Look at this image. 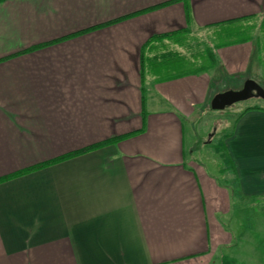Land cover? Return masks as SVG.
<instances>
[{
	"label": "crops",
	"instance_id": "1",
	"mask_svg": "<svg viewBox=\"0 0 264 264\" xmlns=\"http://www.w3.org/2000/svg\"><path fill=\"white\" fill-rule=\"evenodd\" d=\"M258 18L264 0H0V264H214L235 191L185 125L257 81ZM207 29L239 41L197 65L183 39ZM230 132L220 159L264 198V110Z\"/></svg>",
	"mask_w": 264,
	"mask_h": 264
},
{
	"label": "rangeland",
	"instance_id": "2",
	"mask_svg": "<svg viewBox=\"0 0 264 264\" xmlns=\"http://www.w3.org/2000/svg\"><path fill=\"white\" fill-rule=\"evenodd\" d=\"M246 27L251 41H254L253 44L255 43V45L264 49V25H262L261 19L249 21ZM229 28H226L225 31ZM207 30H199L183 39L180 51L182 56L187 60L190 58L192 60L195 59L197 65L206 62L202 55H204L207 46L211 49L215 44L228 39L226 36H219L218 33L213 32V29ZM259 57L260 66L256 67L257 70L254 73V77L264 89V54H260ZM177 60L176 58L175 61ZM166 64V70L162 69L166 75H170L171 72L177 73L180 69V67L172 68L169 63ZM252 105L264 107V100L253 96L226 106L222 110L208 109L199 122H195L193 126L185 125V131L187 130L185 132L186 145L192 148L191 152H193V155L202 161L206 159L205 157L213 158L214 166L218 172L223 173L222 176H219V179L221 178L224 182L228 180V184L235 191L233 216L229 225L232 234L231 245L218 254L214 264H260L259 259L255 263L251 259L252 255H254V248L264 238V198L240 195L238 193L239 184L234 166L231 162H225L219 157L224 148L225 138L230 136V130L237 119V115L244 108Z\"/></svg>",
	"mask_w": 264,
	"mask_h": 264
},
{
	"label": "water",
	"instance_id": "3",
	"mask_svg": "<svg viewBox=\"0 0 264 264\" xmlns=\"http://www.w3.org/2000/svg\"><path fill=\"white\" fill-rule=\"evenodd\" d=\"M253 96L264 100V89L254 79L247 78L239 89H227L214 94L210 101V108L212 110H222L226 106Z\"/></svg>",
	"mask_w": 264,
	"mask_h": 264
},
{
	"label": "trees",
	"instance_id": "4",
	"mask_svg": "<svg viewBox=\"0 0 264 264\" xmlns=\"http://www.w3.org/2000/svg\"><path fill=\"white\" fill-rule=\"evenodd\" d=\"M163 36H161V37H165V36H168V35H170L169 33H166V34H162ZM160 36H158V37H160ZM236 41H239V38H233V39H231V40H228V41H224V42H221L220 44H218V45H221V44H225V43H232V42H236ZM206 55H208V56H210V57H212L213 58V54H212V51H210L209 50V52L207 51L206 52ZM199 70H201V68H198ZM252 109H258V110H264V107H262V106H257V105H253V106H247L246 108H244L243 110H242V112H245V111H248V110H252ZM241 112V113H242ZM240 113V114H241ZM239 114V115H240ZM239 115H238V117H239ZM237 117V118H238ZM114 140H116V138L115 139H112L111 141H114ZM100 145V144H99ZM98 144L97 145H93V146H89V147H87V148H84V149H82V150H80V151H78V152H84V151H87V150H89V149H92V148H94V147H97V146H99ZM75 153H73V154H69V155H74ZM61 158H63V157H59V158H57L56 160H59V159H61ZM38 167V166H37Z\"/></svg>",
	"mask_w": 264,
	"mask_h": 264
}]
</instances>
